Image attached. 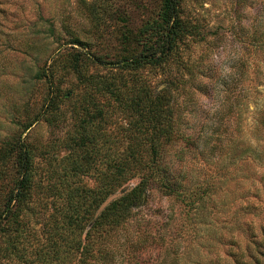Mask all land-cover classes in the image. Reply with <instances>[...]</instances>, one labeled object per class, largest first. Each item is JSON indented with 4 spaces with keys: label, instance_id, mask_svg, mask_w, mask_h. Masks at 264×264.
I'll return each instance as SVG.
<instances>
[{
    "label": "rangeland",
    "instance_id": "rangeland-1",
    "mask_svg": "<svg viewBox=\"0 0 264 264\" xmlns=\"http://www.w3.org/2000/svg\"><path fill=\"white\" fill-rule=\"evenodd\" d=\"M261 2L180 1L181 19L190 32L181 45L179 69L171 66L164 74L146 66L136 73L138 84L145 82L156 91L172 81L181 135L163 154L171 166L170 181L176 183L171 190L151 183L130 216L110 230L106 241L100 238L93 264H256L249 254L264 264V34L252 39L254 29L245 27L258 20ZM158 3L0 0V139L17 133L19 123L31 119L56 94V122L38 116L22 133L27 140L38 148L56 135L61 140L67 132L85 128L83 134L109 139L96 141L99 151L118 154L128 142L125 113L108 96L97 94L105 118L93 127L82 122V111L94 108L83 103L81 112H72L89 90L78 81L81 75L115 79L116 84L126 80L123 87L128 89L126 71L111 61L131 52L134 44L125 39ZM73 37L83 44L71 43ZM47 78L54 84L49 86ZM210 132L215 137L210 138ZM39 149L33 163L40 189L25 213L24 254L2 258L0 264H43L36 253L37 246L47 244L43 223L59 204L44 194L45 186L50 174L54 179V171L66 167L67 151L59 149L51 159ZM11 164L0 163V196L8 190L7 179L1 180L13 175ZM91 174H68L65 181L94 187L98 180ZM138 180L133 177L124 189ZM256 242L262 243L259 255ZM60 264L80 262L73 258Z\"/></svg>",
    "mask_w": 264,
    "mask_h": 264
},
{
    "label": "trees",
    "instance_id": "trees-1",
    "mask_svg": "<svg viewBox=\"0 0 264 264\" xmlns=\"http://www.w3.org/2000/svg\"><path fill=\"white\" fill-rule=\"evenodd\" d=\"M180 1L159 0L157 10L149 11L147 18L131 34L130 39H125L129 44H134L131 52L111 61L113 65L126 71L128 89L123 87L126 80L123 84H116L115 79L97 81L94 76L82 75L79 78L78 83L84 84L89 90L72 106V112H81L79 108L83 110V103L94 108L82 111V122L93 127L97 119L105 118L102 109L97 106L101 103L95 97L97 94L108 96L109 101L115 103V108L125 113L129 133L124 136L128 142L117 150L118 154L99 151L96 141L104 143L109 139L105 135L83 134L82 130L85 128L75 130L72 134L67 132L61 136L65 137L61 140H58L60 135H56L57 139L54 138L45 145L39 144L38 148L31 140H27V135L23 136L22 133H26L38 121V116L43 115L50 122H56L54 109L57 107V100H60L56 98V94L39 111H34L31 119L20 122L17 133L0 139V163L9 164L10 161L13 167L7 166L13 169V175L6 174L1 180L7 179L5 187L8 190L0 196V259L21 258L24 254L22 252L26 241L21 236L25 232V213L31 208L35 191L40 189V185L34 181L36 169L33 163L35 155L41 151L39 148H43L42 151L51 159L55 158L59 149L67 151L64 155L66 157H62L66 161V167L55 170L54 179L50 174L45 186L44 194L51 197L52 202L59 200V204L54 205L55 213L47 216L43 223L47 244L45 247L37 246L36 250L38 261L43 264H51V261L60 264L73 258L80 264H93L90 260L98 257L95 253L100 238L104 237L106 241L110 230L130 216L133 207L142 202L151 183L168 187V190L173 189L172 184L176 182L170 181L171 166L168 161H164L163 154L164 147L181 135V121L174 110L172 81H167L168 86L156 91L145 82L138 84L136 73L146 66H154L164 74L171 66L179 69L183 62L181 45L190 32L181 19ZM257 11L258 20L254 25L243 26L253 28L251 38L260 40L264 34V3L261 2ZM71 40V43L83 44L78 37ZM42 72V75L48 77L45 69ZM50 80L47 78L49 86L55 82ZM100 84L102 87L98 88ZM49 92L50 88L48 94ZM213 134L210 132L208 135L210 138L215 137ZM202 140L206 145L209 139ZM114 143L116 146L121 144L117 140ZM100 165H103L101 170ZM90 173L95 175L96 182L98 180L94 187L71 186L65 181L68 174L80 176ZM133 177H138V182L124 189V185ZM117 190L125 192L97 214L99 205ZM253 244L257 249L255 254L259 255L262 243ZM249 256L256 264H260L258 257L252 254Z\"/></svg>",
    "mask_w": 264,
    "mask_h": 264
},
{
    "label": "water",
    "instance_id": "water-1",
    "mask_svg": "<svg viewBox=\"0 0 264 264\" xmlns=\"http://www.w3.org/2000/svg\"><path fill=\"white\" fill-rule=\"evenodd\" d=\"M125 191H123V192H116V193H113V194H111V195H109L100 205H99V207H98V209H97V214L109 203V202H111L113 199H115V198H117V197H119V196H121L123 193H124Z\"/></svg>",
    "mask_w": 264,
    "mask_h": 264
}]
</instances>
